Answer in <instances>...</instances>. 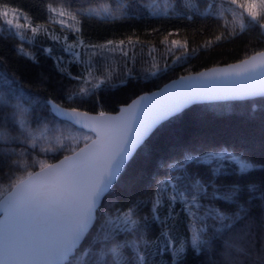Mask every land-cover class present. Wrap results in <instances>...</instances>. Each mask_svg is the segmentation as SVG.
Segmentation results:
<instances>
[{"label":"trees","instance_id":"16d2710c","mask_svg":"<svg viewBox=\"0 0 264 264\" xmlns=\"http://www.w3.org/2000/svg\"><path fill=\"white\" fill-rule=\"evenodd\" d=\"M193 2L196 7L189 9L188 0H176L175 3L169 0L167 15H153L157 5L162 11L163 0H0V11L5 5L9 9H17L29 23V29L19 32L23 35L21 39L16 34L18 31L9 28L0 15V73L7 77L6 81L0 80V94H8V90L12 89L11 103H22L33 113L31 127L34 131L48 124L50 128H61L66 133L77 136L87 133L94 138L91 133L56 117L48 102L93 114L116 113L138 96L158 90L181 76L237 63L264 51V30L253 25L244 32L236 29V34L232 35L231 14L225 13L221 18L208 7L210 3L219 7V0ZM239 2L259 4V0ZM120 5L124 6L125 13L121 15L117 12L119 18L88 12L89 9L103 7L116 11ZM52 8L77 16L79 31L75 36L54 30L51 25ZM33 27L39 29L37 34L32 33ZM45 28L51 29L52 35L45 36ZM80 41L85 45L112 41L113 44L107 47L115 48V51L101 52L83 46L66 50L71 42L79 44ZM74 51L80 52V62H75ZM93 51L99 55L91 57ZM57 57L63 59L57 60ZM89 64H93L95 76L110 73L111 80L96 89L94 94L82 96L80 88L90 85H85L83 80L72 79V76L91 79L85 71ZM62 67L66 72L61 71ZM66 73H71V76ZM7 128L12 135L19 134L18 128L11 123ZM83 144L81 141L78 148ZM43 146L48 147V144ZM10 147L16 148L17 152L26 149L23 159L27 161V170L33 172L39 171L38 164L33 166V161L53 164L71 155L68 151H56L54 145V150L47 153L40 151L39 147L35 150L27 148L26 144H12ZM193 148L202 152L227 150L244 153L256 165L254 169L247 174H238L233 171L235 166L229 167V162L225 161L222 172L212 175V183L221 191L234 182L244 186L256 185L258 190L254 193L256 198L247 204L245 201L249 200L250 193L245 189L240 194L239 203L250 210L251 219L243 222L246 225L244 228L229 233L230 241L235 247L246 249L247 255L232 250L222 254L217 242L214 250L199 255L188 248L180 264H264V200L259 198L264 194V97L194 105L161 124L138 150L105 198L98 211L97 225L103 220L101 213L112 216L117 210L126 211L139 204L141 226L147 224L144 238L156 241L161 225L151 219V201L157 183L167 177L166 164L180 159L186 150ZM14 159L17 157H4V162L0 163V184L3 186L24 175L11 165ZM200 172L205 174L203 167ZM207 191L209 198L201 199V204L221 210L235 208L229 202L212 198V187ZM167 211V208L161 209V220ZM174 215V235L181 239L190 236L189 228L193 221L179 202L174 206ZM200 215H203V209ZM206 222L220 226L211 218ZM92 231H96L95 226ZM211 234L209 231L207 236ZM119 238L131 240L138 237L121 234ZM156 244L141 249L147 256L148 264H171V255L167 252L157 254ZM82 251L83 246L78 254ZM149 251L153 254L147 255ZM130 252L128 250L126 254L130 255Z\"/></svg>","mask_w":264,"mask_h":264},{"label":"snow or ice","instance_id":"6c2138e0","mask_svg":"<svg viewBox=\"0 0 264 264\" xmlns=\"http://www.w3.org/2000/svg\"><path fill=\"white\" fill-rule=\"evenodd\" d=\"M171 2L175 3L176 0ZM188 7H196L193 0H188ZM208 7L213 9L214 15L221 18L225 13L231 14L232 35L236 34V29L244 32L253 25L264 30V0H259V4L250 2L247 5L239 0H219V7L215 3H210ZM168 9L169 0H163L162 11L157 5L152 14L167 15ZM50 11L57 10L52 8ZM11 12L12 19H7L9 13L5 5V10L0 14L6 18L4 23L10 28H22L19 10L11 9ZM88 12L119 18L117 12L123 15L125 8L120 5L116 11L111 7H103L99 10L89 9ZM58 14L64 16L65 12L60 11ZM71 19L74 23H79L75 14L71 15ZM74 30L78 32L79 28ZM37 31V28H32L34 34ZM16 34L23 39L22 33ZM110 44L113 42L85 45L80 41L79 44H68L66 50L83 46L99 49L101 52L115 51V48L107 47ZM98 55L96 51L91 53V57ZM73 57L75 62L81 61L80 52L74 51ZM61 71L66 72V69L62 67ZM85 71L91 79H84L81 75L72 76V79L83 80L85 85H90L80 88L79 94L82 96L94 94L96 89L111 80L110 73L95 76L93 64H89ZM233 72L240 77L241 91L244 94H264V52L234 66ZM66 74L71 76V73ZM186 79L188 78L181 77V81ZM0 80L6 81L7 77L0 73ZM12 95V89L8 90V94H0V163L4 162V157L16 156L17 159L12 160L11 165L24 172V175L7 186L0 184V264H148L147 256L141 249H148L156 241L157 254L169 253L171 264H180L185 259L188 248L199 255L201 252L214 250L217 242L222 254L229 250L248 254L246 249L235 247L230 241L229 233L244 228L246 225L243 222L250 221V210L239 203V197L247 189L250 195L245 204L250 203L251 199L256 198L254 193L258 190L257 186H244L234 182L221 191L212 183V175L222 172L225 161L229 162V167L234 165L233 171L238 174H247L256 167L242 152H202L201 149L193 148L186 150L180 159L165 165L168 169L167 177L158 181L151 201V219L161 225L156 241L150 242L144 238L147 224L141 226L138 218L139 204L126 211L117 210L112 216L101 213L103 220L98 225L96 223L99 219L97 211L100 202L129 155L154 125L178 111L187 102V97H177L145 113L143 110H136L140 108V101L149 99L142 96L133 106L122 110L120 117H107L104 112H100L99 117L90 118L88 123L81 120V114L76 109L68 112L59 105H51L66 121L79 124L81 128L94 133L93 139L87 133L77 136L66 133L61 128H50L48 124L34 131L31 127L33 113L22 103H11ZM9 123L18 128V135L11 134L7 128ZM81 141L84 142L83 147L78 148ZM44 143L48 147H44ZM12 144H26L27 148L33 150L39 147L45 153L54 150V145L56 151H68L71 155L65 156L58 164L33 161V166H39V171L33 172L27 170V161L23 159L26 149L17 152L16 148L10 147ZM201 167L204 168V175H201ZM209 187L213 188L212 198L229 202L235 208L221 210L201 204V199L209 198ZM259 198L264 200V194ZM177 202L182 204L183 210L193 221L189 228L190 236L182 239L174 235V206ZM162 208L168 209L163 220L160 219ZM201 209L203 215H200ZM209 218L217 221L220 226L207 224ZM94 226L96 231L93 233ZM209 231L211 236H207ZM121 234H133L138 238L121 240ZM177 244L180 246L177 247ZM82 246L83 251L78 254ZM128 250H131L130 255L126 254ZM151 254L150 251L147 253Z\"/></svg>","mask_w":264,"mask_h":264},{"label":"water","instance_id":"95a60500","mask_svg":"<svg viewBox=\"0 0 264 264\" xmlns=\"http://www.w3.org/2000/svg\"><path fill=\"white\" fill-rule=\"evenodd\" d=\"M260 53H256L245 60H250L253 56L258 57ZM245 60H242L240 62L233 63V64L212 67V68L205 69L197 73H192V74L181 76V77H186L188 79L184 81H181V77L174 79L168 82L166 85H164L158 90L138 96L136 99H134L129 104L122 106L119 109V111L116 113H105L107 117H117L118 118L121 116L122 110L128 109L130 106H133L134 102L140 101V97L142 96H147L149 97V99L145 101H140V108L136 110L138 112L140 110H143L145 113L150 112L155 107L167 104L168 102H170L171 100L177 97H187L188 98L187 102L184 103L183 106L178 111L171 113L169 116L165 117L163 120H160L156 125H154V127L151 129L148 135L141 141V143L129 155L128 159L125 161L124 165L122 166L120 173L114 180L112 186L108 190L107 194L104 196L103 200L100 202L98 211L101 208L105 198L109 195L111 190L117 184L120 176L122 175V173L124 172L128 164L130 163V161L134 158L138 150L151 137V135L156 131V129L161 124L181 114L182 112H184L185 110H187L188 108L194 105L205 104V103H215V102L247 101V100H253V99L264 97V94H261L259 92H257L255 95H247L241 91L242 82H241L240 77H237L235 73L233 72V67L237 65H241L242 62ZM201 73H203L204 75L201 76L200 75ZM48 103L50 107L52 104H56V105H59L61 109H64L68 112H71L72 110L71 108L62 106L53 101H49ZM52 112L59 119L66 121V119L60 116L59 113L55 112L54 109H52ZM77 112L81 114L80 118L84 123L90 122V118L99 117V114L88 113V112H84L80 110H77ZM72 125L88 132L87 128H81L79 124H72ZM91 134L94 136L93 139H95V134L94 133H91ZM59 162L60 160L53 164H58ZM98 211H97V217H98Z\"/></svg>","mask_w":264,"mask_h":264},{"label":"rangeland","instance_id":"374dc122","mask_svg":"<svg viewBox=\"0 0 264 264\" xmlns=\"http://www.w3.org/2000/svg\"><path fill=\"white\" fill-rule=\"evenodd\" d=\"M4 10H5V8H2L1 11H0V13L2 14ZM7 10H8V13L9 14H8V16L6 18L7 19H12L11 9L7 8ZM56 10L57 11L56 12H52V15H51V25L53 26L54 30L56 32H61L62 34L63 33L64 34H67V33L69 34L70 33V34H73V36H75L77 31H75L74 29L77 28V25L71 19V15L72 14L69 13V12H67V11L61 10V9H56ZM60 11H64L65 12V15L64 16H60L58 14ZM19 14H20L19 23L21 25H23V27L22 28L11 27L12 29H16L18 32H20L21 30H27V29H29V23H28V21L24 18V16L21 13H19ZM100 15H103V14L101 13ZM6 18L3 17L4 20ZM60 21H64V23L62 24ZM70 25H71V27H70ZM50 30L51 29H49V28H45V33H44L45 36L52 35V33L50 32ZM31 31H32V28H31ZM38 32H39V29H38L37 33ZM37 33H35V34H37ZM53 35H57V34H53ZM55 37L58 38L57 36H55ZM71 44H75V42H71Z\"/></svg>","mask_w":264,"mask_h":264},{"label":"bare ground","instance_id":"6f19581e","mask_svg":"<svg viewBox=\"0 0 264 264\" xmlns=\"http://www.w3.org/2000/svg\"><path fill=\"white\" fill-rule=\"evenodd\" d=\"M12 9V8H11ZM153 254V253H152ZM163 258V257H162Z\"/></svg>","mask_w":264,"mask_h":264}]
</instances>
